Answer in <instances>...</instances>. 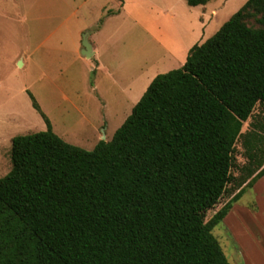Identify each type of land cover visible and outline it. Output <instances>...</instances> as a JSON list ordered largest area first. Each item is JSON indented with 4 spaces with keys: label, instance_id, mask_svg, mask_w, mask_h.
Listing matches in <instances>:
<instances>
[{
    "label": "trees",
    "instance_id": "16d2710c",
    "mask_svg": "<svg viewBox=\"0 0 264 264\" xmlns=\"http://www.w3.org/2000/svg\"><path fill=\"white\" fill-rule=\"evenodd\" d=\"M29 95L47 128L11 140L0 264H231L213 230L264 176V134L242 131L264 105V0H248L182 67L158 74L91 150L61 138ZM240 138L248 161L236 177ZM234 181L239 191L206 221Z\"/></svg>",
    "mask_w": 264,
    "mask_h": 264
},
{
    "label": "rangeland",
    "instance_id": "374dc122",
    "mask_svg": "<svg viewBox=\"0 0 264 264\" xmlns=\"http://www.w3.org/2000/svg\"><path fill=\"white\" fill-rule=\"evenodd\" d=\"M169 1L173 7L163 0L138 2L144 8L140 21L126 15L107 21L99 41L108 72L99 77L78 52L79 32L97 17L99 0H0V178L12 168V138L47 128L29 92L61 138L91 150L113 137L158 74L182 67L189 49L211 38L248 0H211L206 12L186 0ZM246 14L248 25L260 26L258 12ZM151 21L155 34L144 28ZM174 40L187 50L174 53ZM249 129L264 134L263 104L244 122L242 131ZM234 156L238 177L248 161L242 138ZM245 190L213 233L231 264H264V177ZM238 191L235 181L229 183L206 221Z\"/></svg>",
    "mask_w": 264,
    "mask_h": 264
},
{
    "label": "crops",
    "instance_id": "0c3cea01",
    "mask_svg": "<svg viewBox=\"0 0 264 264\" xmlns=\"http://www.w3.org/2000/svg\"><path fill=\"white\" fill-rule=\"evenodd\" d=\"M99 1H100V3L98 4L99 11H98L97 17L96 16L94 17V20L92 23L84 25L83 29H81V31L79 32L80 34L78 35V37L80 39V44H79L78 52H79V54L83 55L82 53H83V50L86 48V44L90 46V55L91 56L88 57V56L84 55V57H86L90 61L91 72L94 73L95 75L97 74V72H99V77H100L101 74L104 75L108 72V67L106 66V63L102 59V57H103L102 47H101L100 41H99V36H100L102 30L109 23V22L107 23V21L110 18L116 20L118 17H124V15H126L125 18H127V19L133 20V18H136L138 21H140V19L142 18L144 8H142L140 5H138V2H143L145 0H117L115 7L109 6L104 0H99ZM148 1H150V0H148ZM163 1H164V3L166 1V3L169 4L168 8L173 7V3L170 2L169 0H163ZM70 2H72V0H70ZM134 2H136V7H133V8H129V7L127 8L126 7V5L130 6ZM206 5H207V3L205 5H198V6H201L202 9L204 10V12H206V10H207ZM194 7H196V6H194ZM73 14L77 15L76 10L73 12ZM176 14H177V12H176ZM204 14L205 13H200V19L203 22L205 20L203 17ZM138 21H135V22L138 24ZM205 22H206V20H205ZM208 23H209V21H208ZM153 26H155V23H153V21H151L149 25H146L144 27L145 31H150V32L153 31L152 33L155 34L154 30H152ZM174 41H175L176 45H178L175 48V47H172V46H174L173 43H172V45L170 44L174 53L180 52L183 49V47H184V49L187 50V47L184 46L185 42H184V44H181V43H179L180 41H178V40H174ZM168 50H169V46H168ZM188 53H189V51H188ZM92 88L94 89L93 91L97 90L96 85H95V80L93 81ZM255 185H256V183H255ZM233 208H232V210H233Z\"/></svg>",
    "mask_w": 264,
    "mask_h": 264
},
{
    "label": "water",
    "instance_id": "95a60500",
    "mask_svg": "<svg viewBox=\"0 0 264 264\" xmlns=\"http://www.w3.org/2000/svg\"><path fill=\"white\" fill-rule=\"evenodd\" d=\"M83 54L90 57V46L86 44V48L83 50ZM103 140V139H102Z\"/></svg>",
    "mask_w": 264,
    "mask_h": 264
}]
</instances>
